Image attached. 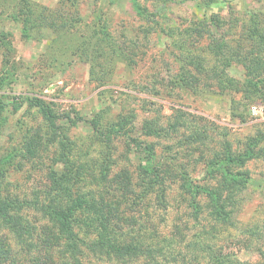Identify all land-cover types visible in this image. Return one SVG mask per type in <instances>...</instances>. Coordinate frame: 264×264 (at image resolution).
Segmentation results:
<instances>
[{
	"label": "rangeland",
	"instance_id": "374dc122",
	"mask_svg": "<svg viewBox=\"0 0 264 264\" xmlns=\"http://www.w3.org/2000/svg\"><path fill=\"white\" fill-rule=\"evenodd\" d=\"M60 1L0 0V193L30 194L52 164L56 141L32 104L35 97L59 114L55 133L73 142L71 159L102 158L104 148L111 174L127 170L134 180L140 141L152 145L160 167L193 177L204 174L203 163L226 143L236 152L251 146L253 155L241 167L250 180L234 226L221 237L241 259H257L254 249L264 242V94L256 89L264 93V51L256 63L248 54L247 66L237 52L243 56L253 44L247 38L252 14L264 33V0H64L56 10ZM66 16L72 35L53 28ZM216 37L229 57L232 87L218 86L208 69L222 65L209 54ZM110 44L127 52L128 66L108 61ZM189 53L197 58L189 62ZM65 115L81 120L72 125ZM92 118L98 135H91ZM147 124L159 131L145 134ZM170 170H162L167 182ZM175 180L167 211L149 206L165 229L176 215L188 217ZM243 225L256 234H237Z\"/></svg>",
	"mask_w": 264,
	"mask_h": 264
},
{
	"label": "trees",
	"instance_id": "16d2710c",
	"mask_svg": "<svg viewBox=\"0 0 264 264\" xmlns=\"http://www.w3.org/2000/svg\"><path fill=\"white\" fill-rule=\"evenodd\" d=\"M63 2L60 1L56 10L62 8ZM134 5L139 13L152 15L145 7ZM251 19V23L255 22L247 38L253 44L245 55H241L240 49L237 52L244 66L250 56L254 63L263 58L264 33L258 28L257 16L252 14ZM67 21L66 16L52 26L65 35H72ZM216 22L215 27H218ZM110 46L106 55L108 61L113 57L114 63L128 66L127 52L118 53L114 44ZM189 54V62L197 58ZM209 54L222 64L218 69L212 65L208 68L216 84L234 86L226 72L230 63L224 54L223 41L214 38ZM248 54L251 55L248 57ZM179 80L184 81V77ZM247 84L257 88L252 80ZM32 104L45 126L51 129V135L54 134L49 139L56 141V149L40 188L30 194L0 193V264H264V242L257 243L254 250L258 258L250 261L229 251L232 242L221 237L234 226L235 207L250 180L248 172L241 167L253 155L251 146L236 152L226 143L203 163L204 174L193 177L187 172L181 176L160 167L154 160L152 145L140 141L142 147L138 151L134 180L127 170L111 174L113 161L104 158V148L100 149L102 158L81 162L71 159L73 142L66 134L59 135L58 130L55 133L59 128V114L41 97L33 98ZM4 106L0 95V111ZM65 118L72 125L81 120L71 119L69 115ZM89 124L91 135H98L97 120L92 118ZM142 128L145 134L159 131L149 124L146 129ZM128 138L136 141L134 137ZM164 169L171 171L168 182L164 171L162 173ZM175 178L180 181L178 196L184 202L183 212L188 217L183 220L176 215L165 229L151 217L149 206L162 204L167 211L171 206L167 194ZM188 219L194 223L189 224ZM236 231L237 234H256L255 229L245 225ZM250 242V239L246 241L247 248ZM254 242L258 241L254 239ZM237 244V248H241L242 240Z\"/></svg>",
	"mask_w": 264,
	"mask_h": 264
}]
</instances>
